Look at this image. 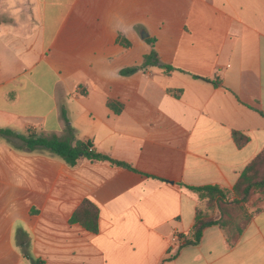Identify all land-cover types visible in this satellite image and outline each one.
Returning a JSON list of instances; mask_svg holds the SVG:
<instances>
[{"label":"crops","instance_id":"obj_1","mask_svg":"<svg viewBox=\"0 0 264 264\" xmlns=\"http://www.w3.org/2000/svg\"><path fill=\"white\" fill-rule=\"evenodd\" d=\"M62 107L131 169L0 134V264H264V202L234 246L213 226L179 248L189 187L231 190L264 149V0H0V131L63 137ZM84 200L97 233L70 223Z\"/></svg>","mask_w":264,"mask_h":264},{"label":"trees","instance_id":"obj_2","mask_svg":"<svg viewBox=\"0 0 264 264\" xmlns=\"http://www.w3.org/2000/svg\"><path fill=\"white\" fill-rule=\"evenodd\" d=\"M151 43L153 44V42ZM142 66H157L171 70L159 63L153 49L144 57ZM135 71L137 68H130L123 70L121 74L128 75ZM212 83L217 85L218 81L215 80ZM177 92L180 93V91ZM109 105L113 106V104ZM258 113L264 118L263 112L258 111ZM61 117L66 122L63 137H43L36 134L23 137L10 130H2L0 134L15 149L17 147L13 144L12 139L18 140L27 151L55 156L69 167H75L81 159H86L91 162H107L110 165L131 169L125 163L95 152L89 142L76 139L74 130L65 119L63 107L61 108ZM232 137L238 148L248 142L247 137L236 131L232 133ZM189 190L195 194L197 206L190 231L186 235H179L181 242L179 248L198 245L204 230L213 226L224 231L227 244L230 247L234 246L254 214L260 210L256 206L264 202V149L246 165L231 190L217 185L189 187ZM253 197H256L257 204L252 211H248L246 205ZM98 218V208L90 201L84 200L73 212L70 223H77L86 231L97 233Z\"/></svg>","mask_w":264,"mask_h":264},{"label":"rangeland","instance_id":"obj_3","mask_svg":"<svg viewBox=\"0 0 264 264\" xmlns=\"http://www.w3.org/2000/svg\"><path fill=\"white\" fill-rule=\"evenodd\" d=\"M255 201H256V200H254L253 203L249 204V207L247 206V210H248V211H252V210L255 208V206H256V204H257Z\"/></svg>","mask_w":264,"mask_h":264}]
</instances>
